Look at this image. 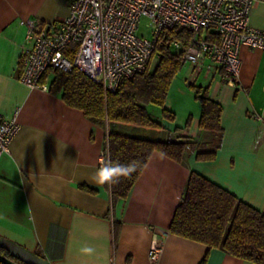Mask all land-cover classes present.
<instances>
[{"label": "crops", "instance_id": "crops-1", "mask_svg": "<svg viewBox=\"0 0 264 264\" xmlns=\"http://www.w3.org/2000/svg\"><path fill=\"white\" fill-rule=\"evenodd\" d=\"M67 13V0H0V111L18 125L0 156V239L36 264H199L206 254L205 264H257L218 248L208 251L168 228L190 171L264 213V50L239 48L234 84L207 59L189 76L173 77L164 107L174 119L148 106L161 128L114 127L145 138L203 140L201 106L188 86H207L222 105L214 159L197 160L193 153L177 162L154 151L126 198L112 205L110 187L93 182L105 161L106 127L60 94L19 79L27 21L59 23ZM249 24L264 30V0H254ZM153 242L162 245L155 262L148 256ZM84 245L94 254L83 253Z\"/></svg>", "mask_w": 264, "mask_h": 264}, {"label": "trees", "instance_id": "trees-1", "mask_svg": "<svg viewBox=\"0 0 264 264\" xmlns=\"http://www.w3.org/2000/svg\"><path fill=\"white\" fill-rule=\"evenodd\" d=\"M190 37L191 32L186 28L163 31L162 43L155 47L158 56L151 57L145 71L122 79L114 91H105L101 83L76 68L68 72L55 71L49 81L48 72L43 76L42 82L48 81L49 91L60 94L67 105L82 110L91 122L106 127L105 161L137 162V171L131 178H121L120 183L110 187L112 205L126 198L154 151L177 162L193 153L197 160L215 158L223 135L222 105L209 96L207 86L189 85L201 106L198 128L206 136L203 140H194L185 134L168 140L152 139L114 130L119 125L161 128L160 122L149 112V105L157 106L163 118L174 119V113L164 107V102L169 85L184 60L183 52L172 49L171 42L179 39L186 46ZM66 52L71 58L69 48ZM153 58L156 61L151 66ZM168 230L205 244L208 251L218 248L231 256L264 264V213L194 171L187 177ZM206 259L207 254L199 264H205ZM0 264L36 263L20 255L15 245L0 239Z\"/></svg>", "mask_w": 264, "mask_h": 264}, {"label": "built area", "instance_id": "built-area-1", "mask_svg": "<svg viewBox=\"0 0 264 264\" xmlns=\"http://www.w3.org/2000/svg\"><path fill=\"white\" fill-rule=\"evenodd\" d=\"M254 0H67L68 13L59 23L27 21L26 47L22 54L20 81L30 88L48 89L43 76L78 69L114 91L122 79L146 70L158 56L163 31L186 28V46L174 39L171 46L182 51L184 63L198 67L204 60L216 63L228 83H236L242 45L264 50V30L249 24ZM152 37L139 34L142 20ZM72 52L69 58L67 50ZM18 125L0 111V156ZM104 162V161H103ZM162 245L153 242L149 259L155 262Z\"/></svg>", "mask_w": 264, "mask_h": 264}, {"label": "clouds", "instance_id": "clouds-1", "mask_svg": "<svg viewBox=\"0 0 264 264\" xmlns=\"http://www.w3.org/2000/svg\"><path fill=\"white\" fill-rule=\"evenodd\" d=\"M137 171V162L133 161L127 164L120 162H112L110 159L104 161L102 166L99 167L93 176V182L98 185H107L111 187L114 184H118L121 178H131L132 173ZM81 251L85 254L92 255L95 249L90 245H84Z\"/></svg>", "mask_w": 264, "mask_h": 264}, {"label": "rangeland", "instance_id": "rangeland-1", "mask_svg": "<svg viewBox=\"0 0 264 264\" xmlns=\"http://www.w3.org/2000/svg\"><path fill=\"white\" fill-rule=\"evenodd\" d=\"M146 21L143 19L142 21H141V23H140V25H139V34H141V35H143V36H146V37H149V38H151L152 37V29L150 28V27H147L146 25ZM172 49H174L173 47H172ZM156 58H153L152 59V63H151V66H153L154 65V63H155V60ZM191 71H192V66H191V64H189V63H184L183 64V66L179 69V71L176 73V75L178 74L179 76H189L190 74H191ZM175 75V76H176ZM174 76V77H175ZM52 76H50V78H51ZM188 88H189V86H188ZM190 89V88H189ZM191 90V89H190ZM192 91V90H191ZM152 107H154V108H157L158 109V107L157 106H153L152 105Z\"/></svg>", "mask_w": 264, "mask_h": 264}]
</instances>
